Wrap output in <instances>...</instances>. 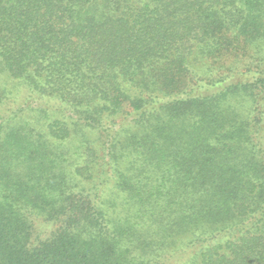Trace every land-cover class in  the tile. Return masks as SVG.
<instances>
[{
  "label": "trees",
  "instance_id": "obj_1",
  "mask_svg": "<svg viewBox=\"0 0 264 264\" xmlns=\"http://www.w3.org/2000/svg\"><path fill=\"white\" fill-rule=\"evenodd\" d=\"M0 264H264V0H0Z\"/></svg>",
  "mask_w": 264,
  "mask_h": 264
}]
</instances>
